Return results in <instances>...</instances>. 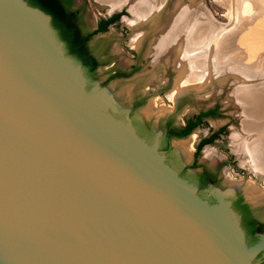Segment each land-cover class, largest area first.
<instances>
[{
    "label": "water",
    "instance_id": "water-1",
    "mask_svg": "<svg viewBox=\"0 0 264 264\" xmlns=\"http://www.w3.org/2000/svg\"><path fill=\"white\" fill-rule=\"evenodd\" d=\"M127 3L129 31L109 30L112 58L90 76L50 15L0 0V264H261L264 234L248 243L230 198L264 207V0L85 8L95 19ZM131 49L136 71L107 79ZM213 107L170 144L187 164L200 135L223 128L196 159L220 165L218 186L200 190L161 131Z\"/></svg>",
    "mask_w": 264,
    "mask_h": 264
},
{
    "label": "flooded vegetation",
    "instance_id": "flooded-vegetation-1",
    "mask_svg": "<svg viewBox=\"0 0 264 264\" xmlns=\"http://www.w3.org/2000/svg\"><path fill=\"white\" fill-rule=\"evenodd\" d=\"M69 1L70 3L66 8V12L71 16L70 22L74 28L77 42L81 45L83 54H85L94 65L92 74L87 72V69L82 63L81 64L88 75L94 76L100 72L99 68L106 66L112 58L111 40L108 32L111 28L116 30L120 29L122 18L129 14L127 9L128 3L118 8L110 9L107 17L102 16L91 19L85 8L86 0ZM119 31H121L122 35H125L127 31H129V28L123 26ZM141 44H143V41H141ZM142 47L143 46H141V48ZM131 51L133 58L132 63L128 67L122 68L118 65V62L113 61L109 65L111 69L107 72V79L125 78L136 71L137 64L135 60H138L139 53L137 49H131ZM177 109L178 106L175 107L174 113L177 112ZM211 111L214 113H211ZM217 113L218 109L216 107L201 110L189 118H184L182 123H174L172 114L166 117L164 129L161 131V149L168 154L169 160L179 170L180 176L193 181L200 190H204L209 186H218L220 165L214 167L207 166L203 163H198L196 159L203 147L217 141L222 136L224 132L223 128L220 127L216 130L209 129L206 136L200 135L198 141L195 143L191 162L187 164L181 160L179 153L175 152L170 144L172 140H180L192 135L197 128L207 123L208 118L217 116ZM130 115L132 116V111ZM230 201L232 207L240 216L241 226L245 232L248 243L253 244L257 242L260 235L264 234V217L262 216L264 207L260 205L253 206L248 203L239 189L232 195ZM244 210L247 211V213H245ZM262 254L263 253H260L257 258L262 260L261 264H264V257Z\"/></svg>",
    "mask_w": 264,
    "mask_h": 264
},
{
    "label": "trees",
    "instance_id": "trees-1",
    "mask_svg": "<svg viewBox=\"0 0 264 264\" xmlns=\"http://www.w3.org/2000/svg\"><path fill=\"white\" fill-rule=\"evenodd\" d=\"M30 6L37 7L51 16V24L56 30L59 38L65 44L69 55L81 61L87 72L92 74L94 65L83 54L80 43L77 42L74 28L70 22V15L66 12L69 0H26ZM211 113H214L211 111ZM183 136V135H180ZM245 211V210H244ZM247 213V211H245ZM255 243V242H254Z\"/></svg>",
    "mask_w": 264,
    "mask_h": 264
}]
</instances>
